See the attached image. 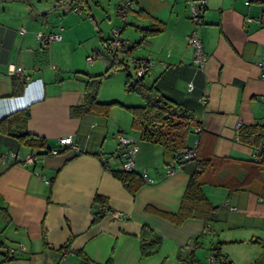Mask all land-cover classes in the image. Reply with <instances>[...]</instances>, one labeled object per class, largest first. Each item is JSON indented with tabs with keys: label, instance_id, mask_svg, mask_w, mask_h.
<instances>
[{
	"label": "crops",
	"instance_id": "obj_1",
	"mask_svg": "<svg viewBox=\"0 0 264 264\" xmlns=\"http://www.w3.org/2000/svg\"><path fill=\"white\" fill-rule=\"evenodd\" d=\"M26 1L34 8L0 0V119L28 107L25 121L15 116L8 127L44 139L46 147L31 148L0 131V261L86 264L84 254L88 264H209L215 252L228 264H264V162L253 157L264 141V21L258 20L264 0H133L116 26L135 45L115 53L126 69H109L111 54L91 64L85 60L112 30L97 40L93 30L100 26L80 17L83 11H50L67 0ZM93 1L112 8L120 0ZM191 3L202 7L197 30L207 60L201 69L192 64L186 41ZM40 29L61 38L42 47L35 36ZM145 57L154 63L143 82L188 107L198 122L186 139L196 159L172 173L166 172L172 161L163 147L139 137L126 108L143 103L125 82L127 74L135 80L131 58ZM9 65L21 69L10 74ZM99 73L112 80L109 98L95 94L96 102L112 103L106 113L87 107V81ZM252 127L250 141L239 138L240 130ZM119 134L137 142L135 166L144 181L134 193L111 172L120 167L113 155ZM68 135L77 149L59 143ZM51 149L58 152L47 154ZM28 151L37 152L33 162L21 160ZM198 163L202 191L217 206L215 217L190 216L180 223L163 217L161 212L178 210ZM95 194L125 218L102 210L104 216L93 221ZM142 225L162 239L146 257L139 250ZM19 243L23 249L8 256Z\"/></svg>",
	"mask_w": 264,
	"mask_h": 264
},
{
	"label": "trees",
	"instance_id": "obj_2",
	"mask_svg": "<svg viewBox=\"0 0 264 264\" xmlns=\"http://www.w3.org/2000/svg\"><path fill=\"white\" fill-rule=\"evenodd\" d=\"M74 1L81 2L83 10L85 11V16L88 19H92L86 1L73 0V2ZM154 31L155 30L153 29H146L145 33ZM130 46L131 44L129 42L128 51H131L135 45ZM111 55L112 62L108 67L109 69H126L124 63L116 57L115 53H112ZM102 75L103 73L92 75L91 79L87 81L86 87L89 94L87 107L93 110L97 108L99 111L106 113L108 107L112 103L101 104L95 101L96 90ZM127 76L125 89L127 91H135L143 100L141 105L126 107L132 115L133 128L139 132V137L141 139L160 144L163 147L165 158H170L169 160L172 161L173 155L177 150L188 148L186 147V139L193 130V127L198 124L194 113L185 105L164 96L155 85H146L143 82V78H135V80H131L129 77L130 75L127 74ZM28 114V107H25L21 111H14L10 115L2 117L0 119V131L15 135L22 144L31 148H45L46 145L44 139L29 135L26 131H16L12 129V127H8L9 122H11L15 116L19 118L21 115V118L25 121ZM245 134L246 136L244 137ZM252 134L256 135L255 127H252L251 131H246V133L240 130L239 138L244 141H250L247 137ZM200 166L201 165L198 163L197 167L190 171V176L180 199L178 210L175 213L161 212L160 214L163 217L168 218L175 223H180L184 218L190 216L200 217L207 221L212 220L215 217L217 206L212 205L208 201L201 188V182L198 177L199 172L197 170ZM136 170L137 169L123 170L119 167L117 169H112L111 172L125 187L134 193L144 181L143 177ZM105 202V198L101 195H94L93 205L95 209L93 211V221L104 216V212L100 206L105 204ZM138 240L140 255L142 257L155 253L162 242L161 237L147 225L141 226ZM216 256L218 255L216 254ZM82 257L86 264H88L89 259L84 254H82ZM105 264H111V261L108 260Z\"/></svg>",
	"mask_w": 264,
	"mask_h": 264
},
{
	"label": "built area",
	"instance_id": "obj_3",
	"mask_svg": "<svg viewBox=\"0 0 264 264\" xmlns=\"http://www.w3.org/2000/svg\"><path fill=\"white\" fill-rule=\"evenodd\" d=\"M190 1V0H189ZM250 0H245V3H249ZM133 0H120L116 7L115 11L116 13L124 17L126 15V12L128 9L133 8ZM74 11L81 13L83 11V5L79 1L73 2V8ZM190 22L192 23L191 30L186 35V41L191 46L192 52H193V59L192 64L197 68L201 69L204 67L207 56L203 47L202 40L199 36L197 27L203 23L202 20V7L197 4H190ZM246 19H249L246 17ZM259 21H264V14L260 16L258 19ZM36 38L40 42L41 46H46L52 41L59 40L61 38L59 33H53V32H44L41 29L38 30L35 34ZM129 42L127 39L123 38L120 35V29L119 28H113L112 29V36L103 41L101 44V47L99 48H93L90 54H88L85 58L86 62L91 64L99 55L102 53L106 54H112L116 52H123L128 51ZM131 61L133 63V70L135 78H144L145 76L149 75L151 73V69L153 66V60L150 57L145 58H131ZM264 60H261L259 62V65L262 64ZM21 67H14L13 65L8 66V72L10 74H13L15 72L20 71ZM192 83H188V87L191 88ZM239 125V124H238ZM118 141V149L114 152V157L119 162V166L123 170H135V157H136V151H137V142L134 137L126 136L123 134H119L117 136ZM59 143L62 145H68L73 149H77V146L73 143L72 137L70 135L68 136H62L59 138ZM57 149H51L47 152V154H55L57 153ZM11 158H14L15 160H18V156L16 152H13L10 154ZM254 159L257 162L264 161V141L260 142L255 147V152L253 154ZM6 158V157H4ZM37 158V153L35 151H28L23 158H21L24 162H33ZM196 159V153L195 150L192 148H182L177 150L172 158V164L168 165L166 168L167 173H172L174 170H176L180 164H182L185 161L188 160H195ZM145 171L142 172L144 175ZM101 209L108 214L110 218H118L122 219L125 218V214L119 210L110 209L106 204L101 205ZM23 249V245L21 243L17 244L13 248L8 249V256H11L13 252L16 250ZM209 264H228L227 260L224 257L211 255L208 258ZM0 264H6V261H0ZM187 264H191V262H188ZM199 264V263H197Z\"/></svg>",
	"mask_w": 264,
	"mask_h": 264
},
{
	"label": "rangeland",
	"instance_id": "obj_4",
	"mask_svg": "<svg viewBox=\"0 0 264 264\" xmlns=\"http://www.w3.org/2000/svg\"><path fill=\"white\" fill-rule=\"evenodd\" d=\"M103 1H104V3L107 2V0H103ZM3 3H5V2H3ZM100 3H101V0H100ZM0 4H2V2ZM14 4L18 5V2H14ZM88 4L91 8V15L94 16V18L91 19L92 25L95 26L96 24H98L100 26L99 27L100 31L97 30L98 28H95V30H93V34L96 36L97 40L99 39L100 34H101L100 36L106 38L107 34H111L112 28H115L116 26H118V24L122 21L123 17L119 16L116 13V11H115L116 5L114 6V4H112L113 9L111 8V6L108 7V5H106V4H104V5L101 4V6H100L96 2H94L93 0H88ZM20 5H21V3H20ZM72 8H73V3H71L67 8H64V9H72ZM74 12H76V11H74ZM76 13H78V12H76ZM80 17L88 19L85 16L84 10H83L82 14L80 15ZM116 28H118V27H116ZM87 31H89V30L87 29ZM100 44L98 45L99 47H100ZM78 50H79V48H78ZM83 60H84V58H83ZM96 63H98V62H95V64ZM109 79L110 78H107V75H102L101 80H100V84H99V89H98V92L96 93V95L98 94L97 98H109V94L113 93V91H111V89H109V87L111 86V81H112ZM99 94H100V96H99Z\"/></svg>",
	"mask_w": 264,
	"mask_h": 264
},
{
	"label": "water",
	"instance_id": "obj_5",
	"mask_svg": "<svg viewBox=\"0 0 264 264\" xmlns=\"http://www.w3.org/2000/svg\"><path fill=\"white\" fill-rule=\"evenodd\" d=\"M19 1H23V2L27 3L31 8H34L33 5L30 4V3H29L28 1H26V0H19ZM72 1H73V0H67V2H66L65 4L60 5V6H58V7H54V8L51 9L50 11H53V10H55V9H64V8H67V7L72 3ZM34 10H35V9H34ZM35 11H36V13H38V14H46L47 12H49V11H42V12H39V11H37V10H35ZM213 248H214V246H213ZM214 254H215V252H214Z\"/></svg>",
	"mask_w": 264,
	"mask_h": 264
},
{
	"label": "clouds",
	"instance_id": "obj_6",
	"mask_svg": "<svg viewBox=\"0 0 264 264\" xmlns=\"http://www.w3.org/2000/svg\"><path fill=\"white\" fill-rule=\"evenodd\" d=\"M73 2V1H72Z\"/></svg>",
	"mask_w": 264,
	"mask_h": 264
}]
</instances>
